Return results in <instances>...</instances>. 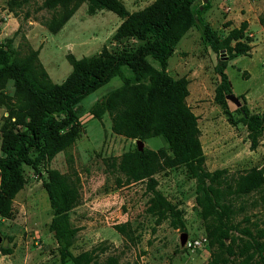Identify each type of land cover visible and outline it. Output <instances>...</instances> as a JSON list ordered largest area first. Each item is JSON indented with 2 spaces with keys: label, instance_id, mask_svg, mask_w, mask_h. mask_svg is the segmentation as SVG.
I'll return each instance as SVG.
<instances>
[{
  "label": "trees",
  "instance_id": "16d2710c",
  "mask_svg": "<svg viewBox=\"0 0 264 264\" xmlns=\"http://www.w3.org/2000/svg\"><path fill=\"white\" fill-rule=\"evenodd\" d=\"M89 11L108 10L123 19L115 38L136 37L144 43L131 53L110 54L103 49L98 57L76 59L68 56L71 73L60 84L49 79L29 49L21 55L12 40L0 44V81L12 79L19 112L9 109L8 119L15 116L25 131L14 126L3 132L0 155V217H13V201L25 184L23 165L34 171L51 162L57 154L71 148L80 135L82 102L115 77L121 84L89 108L90 115L101 120L107 114L114 135L135 141L162 137L168 145L157 151L138 148L105 160L119 187L145 183L148 194L146 211L156 217V225L169 220L172 228L185 231L184 214L158 189L155 175L184 167L195 181V206L200 210L208 246L210 264H264V168H250L231 173L228 169L208 171L200 141L198 117L187 104L189 81L175 79L167 73L168 59L182 37L196 25L193 5L197 0H156L149 8L129 14L119 0H43L38 10H62L67 19L81 2ZM10 0L9 11L17 16ZM206 5L203 6V11ZM201 14V10H197ZM247 24L222 36L202 22V38L220 59L214 71L219 84L214 102L223 109L228 122L246 127L250 151L264 141V112L250 113L246 104L236 109L241 115L233 120L226 96L232 94L225 70L229 60L249 56L251 39L245 35ZM158 63V69L148 61ZM124 68L129 70L125 74ZM27 116L28 122L22 117ZM30 148L36 155L30 156ZM80 179L75 172L61 173L46 169L43 188L48 196L50 231L58 245L61 264H98L94 251L72 254L76 229L70 225L69 212L80 204ZM250 211V212H249ZM249 212V213H248ZM242 215V220L236 218ZM114 230L132 241L129 222L117 224ZM3 254L8 248L0 246Z\"/></svg>",
  "mask_w": 264,
  "mask_h": 264
},
{
  "label": "rangeland",
  "instance_id": "374dc122",
  "mask_svg": "<svg viewBox=\"0 0 264 264\" xmlns=\"http://www.w3.org/2000/svg\"><path fill=\"white\" fill-rule=\"evenodd\" d=\"M16 1L20 6L14 7L17 14L14 16L8 10L10 0H0V44L11 39L13 48L21 55L29 49L36 51L38 63L49 79L53 75L55 83H61L71 73L68 56L76 59L98 57L103 49L113 55L131 53L144 43L136 37L115 38L124 20L108 10L90 12L86 1L81 2L68 19L62 10L39 11L37 8L43 0ZM119 1L129 14H133L149 8L156 0ZM259 1L264 4V0ZM203 6L202 1L197 0L192 7L199 24L191 32L197 48L191 56L202 63L203 66L196 70L203 74L205 81L201 83L199 77L194 80L188 102L191 110L204 112L206 122L211 120V126H205L199 117L206 169L226 168L235 173L253 167L264 168V141L255 151H250L246 127L242 123L231 125L225 120L223 109L214 102V91L220 82L214 68L227 56H217L200 37L203 9L201 14L196 12ZM247 37L255 40V36ZM261 45H264V39L251 46L257 48ZM189 47L193 49L195 46ZM148 61L159 68L152 58L148 57ZM124 71L129 75L127 68ZM225 72L232 94L239 99L241 106L246 104L250 113L262 114L264 56L239 57L233 65H228ZM120 84L119 78L115 77L82 102L81 131L71 148L57 154L51 162L40 164L37 172L23 165L25 184L13 201V217H0V233L8 240L4 248L10 250L9 254L0 250V264H61L58 245L49 228V200L42 185L47 168L61 173L75 172L80 179V204L69 212L70 225L77 230L71 246L72 254L93 250L98 264H210L207 233L200 210L195 206V181L189 178L184 167L159 173L155 178L157 189L183 211L185 231L172 228L169 220L156 225V217L146 211L148 194L145 183L119 187L116 178L122 176L106 167V159L138 148V141L111 132L107 114L96 120L89 113L93 103ZM199 89L201 93H198ZM247 92L249 102L244 97ZM14 94V81L10 78L1 80L0 150L6 126L5 131L13 126L20 131L26 130L23 124L17 123L15 116L10 119L11 124L8 122L9 109L19 112ZM226 102L232 119L238 120L241 115L236 112L237 107L229 100ZM22 120L26 123L29 118L25 115ZM142 143L143 149H164L169 153L162 137ZM36 152L35 148H30L29 154L34 157ZM240 220L242 215L236 218L237 222ZM125 222L130 223L132 241L114 230L115 225ZM184 234L186 241L182 242ZM200 239H206L207 243L194 247L193 242Z\"/></svg>",
  "mask_w": 264,
  "mask_h": 264
},
{
  "label": "crops",
  "instance_id": "0c3cea01",
  "mask_svg": "<svg viewBox=\"0 0 264 264\" xmlns=\"http://www.w3.org/2000/svg\"><path fill=\"white\" fill-rule=\"evenodd\" d=\"M202 3L203 5H206V9L203 11L201 18L204 20V22L208 23L214 31L219 32L220 35L222 36L227 35L231 30L238 29L241 26V24L245 22L247 24L245 35L246 36L249 35V37L255 36V40L251 41L252 43H250L251 45H255L260 41H262V39H264V23L262 22V17L264 15V4H262V2H260L259 0H207L206 2L202 1ZM202 9H203L202 7L199 8V10ZM198 24L199 21H196V25L192 29H190L178 42L177 46L175 47L174 53L168 59V64L166 69L167 73L171 77L175 79L185 77L189 81L188 84L189 95L186 99L188 105H189L188 102L189 96L191 95L192 89L194 88V86H192L194 80L199 77L201 83H204L205 81V77H203V74L202 73L200 74V72H197L196 70V68L203 66L202 63L199 60H194L193 57L191 56L193 50L196 51L197 49L196 44L192 42L193 40H192L191 32L193 29H196ZM199 30H200V37H202V26ZM257 39L258 41H256ZM189 46H195V47H193L192 49ZM255 54L264 56V45H261L260 47L257 48H252L251 46L250 55L252 56ZM239 57H245V56H239ZM239 57L229 60L227 67L229 64L233 65ZM50 79L52 80L53 83H55L52 74L50 75ZM55 84H60V83H55ZM201 92L202 90L199 89L198 93ZM244 97L247 100V102H249L248 92L244 94ZM192 112L198 117L199 129H200V121H201L199 117L202 118V121L205 124V126H211V120H210L211 118L208 117L209 118L208 120L210 121L206 122L207 116L204 115L203 111L192 110ZM226 119L227 118H225V120ZM201 138L202 137H200V141L202 144ZM202 149L204 151L203 146Z\"/></svg>",
  "mask_w": 264,
  "mask_h": 264
},
{
  "label": "water",
  "instance_id": "95a60500",
  "mask_svg": "<svg viewBox=\"0 0 264 264\" xmlns=\"http://www.w3.org/2000/svg\"><path fill=\"white\" fill-rule=\"evenodd\" d=\"M202 1L206 2L207 0H202ZM226 100L231 101L233 104H235L237 108L241 107V103L239 99L233 94L226 96ZM137 145H138V150L143 151V143L141 141H138ZM185 241H186V235L184 234L182 236V242H185ZM7 244H8V240L4 238L3 235L0 233V246L4 248Z\"/></svg>",
  "mask_w": 264,
  "mask_h": 264
},
{
  "label": "built area",
  "instance_id": "2783aa9c",
  "mask_svg": "<svg viewBox=\"0 0 264 264\" xmlns=\"http://www.w3.org/2000/svg\"><path fill=\"white\" fill-rule=\"evenodd\" d=\"M227 10H228V8H227ZM203 242H206V239L196 240V241L193 242V246H194V247H195V246H200V245L203 244ZM206 243H207V242H206ZM189 245H191V244H189Z\"/></svg>",
  "mask_w": 264,
  "mask_h": 264
}]
</instances>
